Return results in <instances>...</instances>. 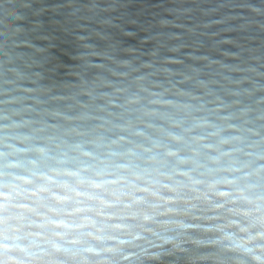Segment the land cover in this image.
Wrapping results in <instances>:
<instances>
[{
	"label": "clouds",
	"instance_id": "9594fccd",
	"mask_svg": "<svg viewBox=\"0 0 264 264\" xmlns=\"http://www.w3.org/2000/svg\"><path fill=\"white\" fill-rule=\"evenodd\" d=\"M136 3L0 0V264H264V0L228 63L124 47Z\"/></svg>",
	"mask_w": 264,
	"mask_h": 264
},
{
	"label": "water",
	"instance_id": "95a60500",
	"mask_svg": "<svg viewBox=\"0 0 264 264\" xmlns=\"http://www.w3.org/2000/svg\"><path fill=\"white\" fill-rule=\"evenodd\" d=\"M256 0H252L255 3ZM132 23L126 27V48L140 49L144 56H151L161 40L175 45L180 43L183 56L189 59L228 63L239 52L246 36L242 24L247 11L239 4L227 0H137L129 10ZM74 50L55 53L51 66L53 78L69 75L76 67ZM176 64L184 60L173 58Z\"/></svg>",
	"mask_w": 264,
	"mask_h": 264
}]
</instances>
